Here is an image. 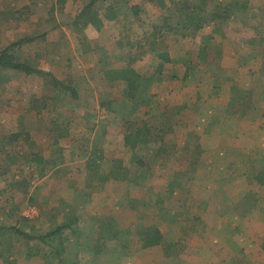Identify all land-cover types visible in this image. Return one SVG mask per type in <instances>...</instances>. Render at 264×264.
I'll use <instances>...</instances> for the list:
<instances>
[{
  "label": "rangeland",
  "instance_id": "obj_1",
  "mask_svg": "<svg viewBox=\"0 0 264 264\" xmlns=\"http://www.w3.org/2000/svg\"><path fill=\"white\" fill-rule=\"evenodd\" d=\"M85 1L89 0H68L66 3L68 5L63 6L64 4L58 3V0H0V51L19 37L20 39L32 37L35 34H42V31L47 29L46 33L49 35L46 39L50 38L51 43L58 37L59 32L63 33L64 37L69 31L77 35L75 40L60 38L59 51L55 45L46 46L43 41L35 43V50L30 49V42L19 46L21 49L19 60L35 68H49L55 65L52 64L54 61L64 63L69 59L67 63L69 72H64V77L60 78L58 71L54 73L55 76L57 74L56 81L62 83L64 87L60 84L56 85L52 82L54 79L50 77L46 78L38 74L25 75L14 70H0V264H92L91 259H62L61 256L56 258L57 254H51V248L59 252L60 248L64 247L63 241H66L65 245L68 249V245L74 242L76 235L70 234L66 229L60 231L58 235L51 233L58 226L65 225L69 221L71 212L76 213L78 216L75 217L84 223L82 229L84 243L92 239L89 234H95L99 226L103 227L102 223L107 219L106 213L102 214L103 216H95L97 212L93 208H99L102 210L101 213L107 210L106 199L104 197L97 199L93 207L90 205L91 200L82 198L84 193L90 194L93 190V185L89 184L91 174H99L89 168V165L98 162L96 159L99 155L98 148L113 149V152L104 149L105 159L101 163V171L104 173L110 168L108 161L112 158H117L121 164H124L125 172L131 176L138 172H141L142 176L153 174L168 176V172H175L173 166L144 168L138 171L136 163L144 152L140 149L134 151L122 148L120 137L115 134L119 129L122 132V129L134 130L138 127L143 131L166 128L168 126H161L164 122L159 120V116L165 114L162 111L167 108L173 113L179 106L178 97L191 94L194 96V90L190 92L184 86L178 87V83H174L175 86L170 83L171 98H164L168 90L164 83L171 75H175L171 70L174 64L172 61L180 63L185 60L194 65L209 63L205 68L206 72L223 78L226 73L222 72L219 63L225 60L228 63L227 54L246 60V69L250 70L253 62L256 63V58H251L252 51L261 49L252 48L253 45L247 49L233 47V42L238 36L231 40L232 37L228 35L229 30L231 29L232 34L234 27L240 28L244 15L237 8H230L227 12L233 15L232 21L236 23L230 24V21L221 23L220 19H215L216 16L223 14L222 5L227 1L126 0L124 3L127 6L121 2L118 10L119 15L122 16L120 24L118 23L114 30L111 26L106 30L110 35H114L116 44L112 45V48L116 50L115 57L119 55V61L116 62L121 63L123 58L130 55L129 61L133 59L131 63L138 64L140 74L148 75L147 77L152 74L155 78L163 80L161 83L159 81L158 84L155 83L153 88L146 89L144 96L139 93L133 101L128 100L125 104L119 83L114 84L111 89L101 87L104 76L101 69L97 70L100 66L98 61L111 57L109 52H101L97 55L94 53L90 58L79 57L76 61H73L76 57L74 54L65 56L67 48L74 51L76 47L77 49L83 47L87 52L95 49L97 35L83 31V19L76 17ZM110 1L100 0L95 3L93 9L101 12ZM238 1L243 3L245 0ZM246 1L248 4V0ZM250 1L251 12L253 14L254 10L255 13L258 11V17L252 19L251 15H246L245 19L251 24L260 21L258 31L264 39V4L259 7L254 4L255 2ZM256 7H259L258 10ZM186 8L206 20L199 30L192 31L191 28L186 29L183 26ZM134 9H138V14H132ZM242 30L244 32L240 35L247 37L253 29L244 27ZM261 46H264V41ZM157 51L172 57V61L164 65L158 76L156 74L160 69L157 66L160 62L155 57ZM54 52L59 60L53 58ZM68 56L71 57L67 58ZM114 65L120 66L116 63ZM175 76L178 78V75ZM255 79L257 77L253 76V80ZM65 87L72 89L73 92ZM140 87L141 84L135 89V93L140 91ZM228 88L230 84L222 85L216 91L221 100L230 90ZM255 89L254 92L257 94L260 89ZM81 92L86 96L85 101L83 98L79 101L76 97ZM109 99L117 100L111 106L112 112L100 113L98 103H105ZM252 99L253 101L248 102L249 106L260 107L261 101L256 97ZM129 112L131 115H127ZM181 113L179 119L175 122L172 120L173 125L169 131L185 123L184 118L190 115V112L184 109ZM252 114L256 115V112ZM169 131L165 137H162L163 145L190 143V136L175 133L172 135ZM158 142L159 137L154 136L150 144ZM255 155L254 152L247 153L248 159L250 158L248 164L254 166L260 162L264 163V152H257ZM205 157L201 160L203 161ZM189 158L188 156L187 159ZM39 159L41 163L38 162ZM195 170L198 171L197 168L191 171V167L183 165L179 171L182 176L187 177L191 173L194 174ZM206 170L199 169V171ZM117 191L123 192L122 189L106 192L109 197L107 201L112 203V207L128 206L125 204L128 195L127 197L121 193L117 195ZM143 200L144 197L134 203L131 202L139 212L147 207L145 201H149ZM81 209L82 216H79ZM135 212L137 213L138 210ZM15 230L29 237L17 234ZM71 248L73 253L72 245ZM47 253L51 254V257L47 258ZM97 264L104 263L100 260Z\"/></svg>",
  "mask_w": 264,
  "mask_h": 264
},
{
  "label": "crops",
  "instance_id": "obj_2",
  "mask_svg": "<svg viewBox=\"0 0 264 264\" xmlns=\"http://www.w3.org/2000/svg\"><path fill=\"white\" fill-rule=\"evenodd\" d=\"M125 1L111 0L107 4L106 7L116 3L117 8L116 17L110 21L103 19L106 7L98 12L93 9L95 3L88 9L87 14L81 16V10L89 1L83 2V7L76 17L83 19V31L97 35L95 36V49H90L87 52L83 47H78V49L76 47L74 51L67 48L65 56L74 54L76 57L73 61H76V59L79 60V57L90 58L94 53L97 55L101 52H109L112 58L98 61L100 66L97 70L101 69L104 76L101 87L111 89L114 84L119 83L122 89L121 94H124L125 97L124 102L127 104L128 100L129 102L133 101L139 96V93L144 96L146 89L153 88L155 83H161L163 80L160 79V81L152 74L149 77L140 74L138 64L131 63L133 59L129 61L130 55L123 58L121 63L116 62L119 61V55L116 58V50L112 48V45L116 44L114 35H110L109 31L106 30L109 26L114 30L113 28L117 27L118 23L120 24L122 16L119 15L118 10L121 2L124 3ZM223 1H227L222 5L225 9L233 0ZM67 2L68 0H63V6H67ZM250 2H255L254 4L259 7L264 4V0H251ZM243 4L246 5L245 8H241L242 10L239 11L244 15V21L242 20L240 28L234 27L232 34L230 27H228L230 29L228 35L232 37L231 40L238 36L233 42L234 48L247 49L252 45V48H261L252 51L251 58H256V63L253 62L252 69H246V60L227 54L228 63L227 60L219 63L222 72L226 73L223 78H220L214 73L206 72L205 68L208 67L209 63L194 65L190 61L185 62V60L178 63V61L171 60V55L157 51L155 57L157 60L159 59L160 64L157 67L160 70L156 76L161 73L164 65L171 61L174 63L171 70L175 75H178V78L171 75L166 79L164 84L168 90H166L164 98H171L169 96L172 94L170 83H173V86H175L174 83H178V87L184 86L190 92L194 90V96L191 94L178 97L179 106L173 113L167 108L162 111L165 114L159 116V120L164 122V125L161 123V126L167 125L168 127L148 131L140 130L138 127L140 130L138 142L134 146H128L124 142V135L133 133L137 128L134 130L127 129V132L124 129L121 132L119 129L115 135L120 137L122 148L134 151L140 149L144 152L137 163L135 161L138 171L144 168H167V166L168 168L173 166L176 171L168 172V176L161 174L142 176L141 172L131 176L125 172L124 164H121L117 158H112L108 161L111 165L110 168L104 173L101 171V163L105 159V147H102L103 149L98 148L99 155L96 158L98 162L89 165V168L91 171L103 175L91 174L92 178H89V184L93 185V190L90 194L84 193L82 198L91 200L92 204L90 202V205L93 206L94 201L104 197L106 199L105 205L108 206L106 207L107 210L101 213L102 210L99 208L93 206V209L97 212L95 216H103L102 214L106 213L107 219L102 223V228L98 227L95 234H89L92 239L84 243L82 238L84 237V231H82L84 223L75 217L76 213L71 212L69 215L71 218L66 223L69 226L62 230L66 229L70 234L76 235L75 240L74 242L70 241L68 249L65 245L66 241H63L64 247L60 248L59 252L51 248V254H57L56 258L61 256L62 259H91L92 264H97L100 260L104 264H264V163L260 162L253 166L251 163L248 164L250 158L247 157V153L254 152L255 155L257 152H264V46H261L264 39L258 31L260 21L257 24H251L247 23L248 21L245 19L246 15H251L250 18L252 19L258 17V11L255 13L254 10L252 14L249 0L248 4L246 0ZM124 5L127 6L125 3ZM259 7L256 9L258 10ZM92 14L98 16L99 24H90L91 20L89 19ZM132 14H138V9H134ZM232 18L233 15L226 12L224 19L220 20L221 23H229V21L230 24L236 23L232 21ZM44 21L46 22V20ZM244 27L253 29L250 30L252 32L247 37L240 35L243 34L242 28ZM47 31L48 29L42 31V34H35L34 37H31L34 38V41L30 42L31 50H35L36 42L43 41L46 46L55 45L59 51L60 38L63 40L77 39V35L72 31L66 33V37L59 32L58 37L51 43L50 38L46 39L49 35L46 33ZM156 33L157 31L154 32L155 36ZM19 51H21L20 48L17 51V56H19ZM55 53L52 54L53 58L59 60ZM158 53L166 54L169 59L163 61L159 58ZM31 54L33 55V53ZM48 56L50 57V55ZM66 60L64 63L59 61L55 63L54 61L52 64L55 65L49 68H36L50 73L46 78L50 77L52 80L54 79L52 82H56L57 74L55 76V71L60 73V78L65 76L64 72H69V64H67L69 59ZM114 63L120 66L114 65ZM128 69L138 75L135 82L133 79L132 86L138 88V85L141 84L138 93L131 91L133 96H129L130 84L126 81L125 74L123 75L124 71ZM115 70L116 73H114ZM253 76L257 79L253 80ZM226 84H230V88H228L230 90L221 100L216 91L220 86ZM255 88L260 89L257 94L254 92ZM75 94L73 95L75 96ZM76 97L79 101L82 98L85 101L86 96L81 92ZM254 97L261 101L260 107L257 105L249 106V100L253 101L252 98ZM115 101L117 100L111 99L110 101L109 99L105 103H98V107L100 106L101 109L100 113H109ZM181 109L190 112L189 117L183 113L186 117L184 118L185 123L174 127V132L169 131L173 125L172 120L175 122L176 119L180 118ZM130 112L127 115H131ZM252 112H256V115ZM168 131L172 132L170 133L172 135L175 133L190 136L191 141L181 145H163L164 138L162 137H165ZM91 135L92 133L89 134V136ZM154 136L159 137V142L151 145L150 142ZM143 148L146 150L144 151ZM105 150L113 152L112 148ZM188 156L189 159H187ZM202 157H205L203 161L201 160ZM183 165L191 167V171L196 168L198 171L195 170L194 174L191 173L187 177L182 176L179 170L182 169ZM248 167H250V172H248ZM199 169L207 170L199 171ZM110 173L118 176L114 177ZM118 189H122L123 192L117 191V195L120 193L126 197L128 195L130 201L126 198L127 203H125L128 206L112 207V203L107 201L109 197H107L106 192L111 193ZM143 197L149 201L143 200L147 207L139 212V209L131 202L139 201ZM121 203L124 204V202ZM135 210H138L139 213H136ZM82 212L81 209L79 216H82ZM147 228H154L158 231L160 243L142 248L139 234ZM71 245L73 253H71ZM51 254L47 253V258L51 257Z\"/></svg>",
  "mask_w": 264,
  "mask_h": 264
},
{
  "label": "trees",
  "instance_id": "obj_3",
  "mask_svg": "<svg viewBox=\"0 0 264 264\" xmlns=\"http://www.w3.org/2000/svg\"><path fill=\"white\" fill-rule=\"evenodd\" d=\"M60 4H62L63 0H58ZM99 0H89V2L85 5V7H83V9L81 10V16L87 14L89 11L88 9L90 7H92V5L94 3H96ZM116 3L113 5H109L108 7H106L104 13H103V19L106 21H110L113 20L116 17ZM246 6V5H245ZM244 4L242 2H239L238 0H233L228 6L225 7V9H223V14L216 16L215 18H219L221 20L224 19L226 12L232 8H237L238 10H242L241 8H245ZM91 20L90 24L92 25H96L99 24L100 19L98 18L97 15L92 14V17H90ZM206 22V20L201 16V15H194L193 11H190L189 8L185 9V13H184V27L186 29L191 28L192 31H197L201 28V26ZM34 41V38L31 37H24L21 39L16 40L15 42L9 44L8 46L2 48V50L0 51V70L3 69H7V70H14V71H20L22 73H24L25 75H34V74H38L44 77H48L50 75V73L48 72H43L41 70H38L37 68L26 64L24 62H21L19 60V57L17 56V51L19 50V46L21 44H24L25 42H32ZM159 58H161L163 61H167L169 58L166 54H162V53H158ZM125 74L126 77V81L128 82V84H130V94L129 96H133V94L131 93V91H135L136 86H132V82L133 79L134 82L138 79V75L136 73H134L131 70H126L124 71L123 75ZM56 85L60 84L59 81L55 82ZM60 86L64 87L62 84H60ZM132 86V87H131ZM66 89H69L68 87H65ZM70 90V89H69ZM70 92H72V90H70ZM139 132L140 130H138V128L136 130H134L133 133H128L124 135V142L128 145V146H134L136 145V143L138 142V137H139ZM39 163H41V159L38 160ZM110 175H114V177H117L118 175L116 174H112L110 173ZM66 226H69V224H65V225H61L58 226L51 234L55 235L58 234L62 229H64ZM15 232L17 234L23 235L24 237H29L28 235H24L22 234L20 231L15 230ZM139 240H140V244L142 246V248L145 247H149L155 244L160 243V235L158 233V231L154 228H147L145 229L144 232H141L139 234Z\"/></svg>",
  "mask_w": 264,
  "mask_h": 264
}]
</instances>
